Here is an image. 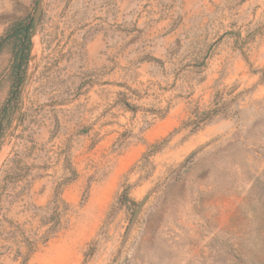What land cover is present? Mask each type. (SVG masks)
Listing matches in <instances>:
<instances>
[{
  "label": "rangeland",
  "instance_id": "1",
  "mask_svg": "<svg viewBox=\"0 0 264 264\" xmlns=\"http://www.w3.org/2000/svg\"><path fill=\"white\" fill-rule=\"evenodd\" d=\"M117 2L42 0L0 136V264H264V0H164V51ZM37 3L0 0V39Z\"/></svg>",
  "mask_w": 264,
  "mask_h": 264
},
{
  "label": "crops",
  "instance_id": "2",
  "mask_svg": "<svg viewBox=\"0 0 264 264\" xmlns=\"http://www.w3.org/2000/svg\"><path fill=\"white\" fill-rule=\"evenodd\" d=\"M163 1L164 0H118L116 9L118 18H123L124 20H133L135 24L141 26L147 25V27L150 29V33L153 31L156 39L162 40L161 43H163V48L161 50L164 51L167 47V45H164L165 41L171 39L173 33H171L168 37L162 36L161 30L163 29L164 25H166L168 22H171L172 18V11H170L168 15L165 12H162L161 3ZM101 37V34L95 35L91 41V44L97 45L101 41ZM158 56L159 57H153L154 61H160L163 57L161 55Z\"/></svg>",
  "mask_w": 264,
  "mask_h": 264
},
{
  "label": "trees",
  "instance_id": "3",
  "mask_svg": "<svg viewBox=\"0 0 264 264\" xmlns=\"http://www.w3.org/2000/svg\"><path fill=\"white\" fill-rule=\"evenodd\" d=\"M33 28L32 22H18L11 26L5 36L0 39V50L4 44L11 43L13 47V57L11 63V73L14 78L12 89L10 92V98L6 105L1 110L0 115V136L3 130L4 117L8 111V108H12V101L16 100L19 86L23 81V74L25 67L28 63L31 48V32ZM154 60V59H152ZM128 106L127 103H124Z\"/></svg>",
  "mask_w": 264,
  "mask_h": 264
},
{
  "label": "water",
  "instance_id": "4",
  "mask_svg": "<svg viewBox=\"0 0 264 264\" xmlns=\"http://www.w3.org/2000/svg\"><path fill=\"white\" fill-rule=\"evenodd\" d=\"M41 3H42V0H38L37 9H36L34 17H33V28H32V32H31L32 36H34L37 33L38 24H39V17H40V6H41ZM149 197H150V193L145 195V197L137 205V207H136V209L134 211V214H133V216L131 218L129 227L127 228L126 233H125V235L123 237L122 244L126 241V239H127L128 235H129V232H130L135 220L137 219V217H138L139 213L141 212L142 208L144 207V205L148 201Z\"/></svg>",
  "mask_w": 264,
  "mask_h": 264
}]
</instances>
